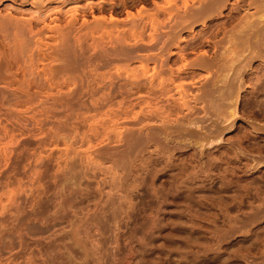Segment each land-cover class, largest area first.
<instances>
[{
    "label": "rangeland",
    "instance_id": "374dc122",
    "mask_svg": "<svg viewBox=\"0 0 264 264\" xmlns=\"http://www.w3.org/2000/svg\"><path fill=\"white\" fill-rule=\"evenodd\" d=\"M37 1L0 0V264H264V0Z\"/></svg>",
    "mask_w": 264,
    "mask_h": 264
},
{
    "label": "bare ground",
    "instance_id": "6f19581e",
    "mask_svg": "<svg viewBox=\"0 0 264 264\" xmlns=\"http://www.w3.org/2000/svg\"><path fill=\"white\" fill-rule=\"evenodd\" d=\"M35 1H36V0H35ZM44 1H45V0H38V1L35 3L36 7L41 11L40 14L38 13V16L35 17V18H36V19H39V20L43 19V21H45V19H46L45 17H48V16H46V15L48 14V12L51 11V9H53L51 6H50L51 9H50V7L48 8V6H47L46 3H48V2H49V3H52V2H54V1H56V0H46V3H45ZM58 1H59V0H58ZM127 1H128V0H127ZM210 1L213 2V6H214V3L216 2V0H210ZM218 1H219V0H218ZM222 1H223V0H222ZM222 1L220 0V2H222ZM33 2H34V1H33ZM110 2H111V1H110ZM207 2H208V1H207ZM220 2H219V3H220ZM245 2H246V1H245ZM44 3H45L46 5H45ZM108 3H109V2H108ZM123 3H124V2H123ZM187 3H188V2H187ZM210 3H211V2H210ZM210 3H208V5H209ZM217 3H218V2H216V4H217ZM219 3H218V4H219ZM260 3H261V1H260ZM106 4H107V3H106V0H105V3H100V4H98V5L94 4V3H93V0H92V2L90 1V3H86L85 5H83V7H81V10H82V8H83V10H87V9H89V8H90V10H93L94 7H95V8L98 7V8H100V9L103 10L104 8H106V7H105ZM110 4L112 5V6L110 5V7H112L113 10H115L114 6L116 5V3L112 2V3H110ZM125 4H127V3H125ZM184 4H185V3H184ZM203 4H204V3H202L201 5H202V6L207 5L206 3H205V5H203ZM218 4H217V5H218ZM222 4H224V2H223ZM238 4H239V3H238ZM263 4H264V3H263ZM107 5H108V4H107ZM208 5H207V6H208ZM224 5H225V4H224ZM224 5H223V6H224ZM211 6H212V4H211ZM58 7H60V8H58ZM58 7H57L58 9H56V10H58V12L60 13V11H62V10H61V6L58 5ZM74 7H75V6H74ZM84 7H85V8L88 7V8L84 9ZM122 7H123V6H122ZM79 8H80V7H79ZM205 8H206V6H205ZM205 8L203 7V9H205ZM195 9H197V8H195ZM195 9H193L194 12H195V11H201V10H202V9H201V10H195ZM218 9H219V8H218ZM54 10H55V8H54ZM70 10H71V9H70ZM81 10H80V12H81ZM83 10H82V12H83ZM159 10H160V9H159ZM163 10H164V9H163ZM188 10H189V9H188ZM206 10H207V8L205 9V11H206ZM67 11H68V10H67ZM161 11H162V10H161ZM185 11H186V10H185ZM189 11H190V10H189ZM203 11H204V10H203ZM203 11H202V12H203ZM65 12H66V11H65ZM71 12H72V14H71V19L67 21L66 26L64 25L65 27H63V26H62V27H58V25H57V26L55 25L56 27H55V26H52V25L50 26V25L47 24V23H46V25H49V27H48V26H45V27H48V29L51 28V30H52V29H55L57 33H58V32L60 33V35H61L62 37L60 36L59 38H55V39L61 40L60 42H61V45H62V46H65V44L67 45V42L69 41V38H71V36H73L72 34L75 33L74 31H75V28H76L75 26H76V24H77L78 8H77V9L74 8V10L71 11ZM80 12H79V13H80ZM84 12H86V11H84ZM84 12H83V13H84ZM194 12H193V13H194ZM207 12H208V11H206V13H207ZM215 12H216V11H215ZM49 13H50V12H49ZM130 13H131V12H130ZM163 13H164V12H163ZM185 13H186V12H185ZM195 13H198V12H195ZM195 13H194V14H195ZM60 14H61V13H60ZM188 14H189V13H188ZM202 14H203V13H202ZM204 14H205V12H204ZM129 15H130V14H129ZM185 15H186V14H185ZM195 15H197V14H195ZM195 15H192V17L195 16ZM198 15H199V14H198ZM111 16H112V15H111ZM131 16H132V15H131ZM112 17H113V16H112ZM134 17H135V16H134ZM180 17H181V16H180ZM187 17H191V16H190V15H189V16L187 15ZM201 17H202V16H201ZM55 18L57 19V17H55ZM58 18H59V17H58ZM108 18H109V17H108ZM130 18H131V17H130ZM132 18H133V16H132ZM142 18H143V17H142ZM231 18H232V17H231ZM36 19H35V20H36ZM99 19H100V18H99ZM101 19L103 20L104 18H101ZM101 19H100L99 22L102 21ZM181 19L183 20V17H182ZM232 19H233V18H232ZM32 20H33V19H32ZM104 20H105V19H104ZM109 20H110V18H109ZM147 20H148V19H147ZM189 20H190V18H189ZM28 21H29V20H28ZM143 21H144V20H143ZM148 21H149V20H148ZM152 21H153V20H152ZM152 21H151V22H152ZM7 22H8V21H7ZM7 22H6V23H7ZM30 22H31V21H30ZM33 22H34V21H32L31 23H33ZM139 22H140V21H139ZM155 22H156V21H155ZM155 22L153 21V22H152L153 24H151V25H153V27L155 26L154 29H157L156 26L158 27V25H157V24L154 25ZM12 23H13V22H12ZM23 23H24V22H23ZM27 23H29V22H27ZM31 23H29V27H33V26L31 25ZM35 23H36V21H35ZM35 23L33 24L34 26H35ZM93 23H95V22H93ZM103 23H104V22H103ZM103 23H100V25L92 24V25H94V26H90V27H89V25H88V26L86 27V29H85V32H86V33L83 32L84 34L82 33V30H83V29H82V30L79 29V30L81 31V34H82L83 36L79 33L80 31L78 30L79 32H76V33H79L80 35L78 34L79 37H78V40H77V41H81L82 43H83V41H86V43H87V40H88L87 38H89V37H93L94 40H95V39H97V37H96L95 35L98 34V36H99V34H100V37H101V33H103V34L108 33L109 36H112L113 33L116 32V30L113 31V30H114L113 28H115V27L118 26L117 21L114 19V17L112 18V23L110 22V23H111V27H113L112 29H111L110 25H109V27H110V28H109L107 25L105 26ZM131 23H132V22H131ZM134 23H135V22H134ZM134 23H132V24H134ZM137 23H138V22H137ZM143 23H144V22H143ZM156 23H157V22H156ZM184 23H185V22H184ZM184 23H183V22H180V23H178V24L176 23L175 26H176V27H178V26H182V27H183ZM2 24H3V23H2ZM2 24H1L0 27H2V29H3V27L5 28V26H4V25L2 26ZM25 24H26V22H25ZM36 24H37V23H36ZM102 24H103V25H102ZM119 24H120V23H119ZM189 24H190V23H189ZM5 25H6V24H5ZM7 25H9V24H7ZM20 25H21V24H20ZM26 25H27V24H26ZM30 25H31V26H30ZM147 25H148V24H147ZM159 25H160V23H159ZM162 25H163V24H162ZM13 26L17 27V26L15 25V23H14ZM21 26H22V25H21ZM160 26H161V25H160ZM186 26H187V25H186ZM15 27H14V28H15ZM23 27H24V26H23ZM23 27H22V28H23ZM25 27H26V26H25ZM37 27H38V26H37ZM124 27H125V26H124ZM166 27H167V26H166ZM182 27H181V28H182ZM231 27H232V26H231ZM18 28H19V27H17V30H18ZM20 28H21V27H20ZM22 28H21V30H22ZM33 28H34V27H33ZM33 28H30V29H33ZM159 28H160V27H159ZM171 28H173V27L171 26ZM171 28L169 29L170 31H171ZM26 29H27V28H26ZM76 29H77V28H76ZM131 29H132V30H130V32L133 33V35H134V37H135L134 39L136 40L137 36H138V37L140 36V35H138V34H140V33L142 32L143 29L145 30V24L142 25V23H138L137 25L132 26ZM161 29H163V28L161 27ZM184 29H185V26H184ZM227 29H229V28H227ZM0 30H1V29H0ZM17 30H16L15 33L19 32V30H18V31H17ZM21 30H20V31H21ZM23 30H24V29H23ZM39 30H40V29H39ZM124 30H125V29H124ZM124 30H123V32H124ZM242 30H243V29H242ZM242 30H241V31H242ZM31 31H32V30H31ZM33 31L35 32L36 29L33 30ZM37 31H38V30H37ZM41 31H43V30H41ZM53 31H54V30H53ZM76 31H77V30H76ZM126 31H128V30H126ZM173 31H174V29H173ZM175 31H176V29H175ZM224 31H225V30H224ZM228 31H229V30H228ZM0 32H1V31H0ZM22 32H23V31H22ZM22 32H20L19 34L17 33V34H18L19 36H21L20 34H23V35H24V33H22ZM38 32H40V31H38ZM166 32H167V31H166ZM166 32H165V33H166ZM176 32H177V31H176ZM31 33H32V32H31ZM57 33H56V34H57ZM119 33H120V32H119ZM119 33H118V34H119ZM167 33H168V32H167ZM167 33H166V34H167ZM243 33H245V32H243ZM257 33H258V32H257ZM38 34H43V33H38ZM116 34H117V33H116ZM118 34H117L116 37H118L119 35H122V34H123V36H124V38H125V40H126V39H127V38H126V35H130L131 33H130V34H127V32H125V33H122V34L120 33L119 35H118ZM168 34H170V36L172 37V35H173L174 33L172 34V33L169 32ZM175 34H176V33H175ZM207 34H208V33H207ZM239 34H240V33H239ZM259 34H260V33H259ZM262 34H263V33H262ZM13 35H14V34H13ZM78 35H77V36H78ZM91 35H92V36H91ZM133 35H132V36H133ZM159 35H160V34H159ZM164 35H165V34H163V36H164ZM176 35H177V34H176ZM202 35H203V33H202ZM24 36H25V35H24ZM26 36H27V35H26ZM34 36H36V34H35ZM50 36H51V35H50ZM74 36L77 37L76 35H74ZM80 36H81V37H80ZM88 36H89V37H88ZM94 36H95V37H94ZM130 36H131V35H130ZM142 36H143V35L141 34L140 37H142ZM155 36H157V35H155ZM155 36H154V37H155ZM168 36H169V35H168ZM170 36H169V37H170ZM173 36H175V35H173ZM223 36H224V35H223ZM241 36H242V35H241ZM244 36H245V35H244ZM31 37H32V39H33V36H31ZM48 37H49V36H48ZM51 37H52V36H51ZM100 37H99V38H100ZM114 37H115V36H114ZM116 37H115V38H116ZM119 37H120V36H119ZM140 37H139V38H140ZM111 38H112V37H111ZM159 38H160V37H159ZM163 38H164V37H163ZM163 38H162V42H165L166 40H165V39L163 40ZM177 38H178V36H177ZM179 38H180V37H179ZM219 38H220V37H219ZM231 38H232V37H231ZM12 39H14V38H12ZM21 39H22V38H21ZM39 39H40V38H39ZM71 39H72V38H71ZM73 39H74V38H73ZM80 39H81V40H80ZM86 39H87V40H86ZM137 39H138V38H137ZM143 39H144V38H143ZM156 39H157V38H156ZM166 39L169 40L167 43H169L171 40H173L172 38H168V37H167ZM210 39H211V38H210ZM22 40H23V39H22ZM26 40H27V39H26ZM37 40H38V39H37ZM97 40H98V39H97ZM101 40H102V39H101ZM101 40H98V41H101ZM113 40H114V39H112V41H113ZM117 40H118V41H124L123 39H120V38H118ZM117 40H114V41H117ZM140 40H142V39L140 38L139 40H136V41L138 42V41H140ZM179 40H180V39H179ZM229 40H231V39H229ZM14 41H15V40H14ZM18 41H19V40H18ZM18 41H17V42H18ZM62 41H63V43H62ZM118 41H117V42H118ZM136 41H134V42H136ZM142 41H143V40H142ZM147 41H148V40H147ZM157 41L159 42L160 40L157 39ZM157 41H156V42H157ZM174 41H175V40H174ZM218 41H219V40H218ZM231 41H232V40H231ZM15 42H16V41H15ZM64 42H65V43H64ZM69 42H70V41H69ZM81 42H80V43H77V44H78V45L80 44L81 47H82L83 44H82ZM137 42H136V43H137ZM149 42H150V41H149ZM149 42H148V43H149ZM156 42L154 43L155 45H156ZM160 42H161V41H160ZM162 42H161V43H162ZM263 42H264V41H263ZM20 43H21V42H20ZM29 43H31V42H29ZM41 43H42V42H41ZM72 43H73V42H72ZM72 43H71V44H72ZM113 43H114V42H113ZM128 43H129V42H128ZM200 43H202V42H200ZM209 43H210V42H209ZM16 44H18V43H16ZM21 44H23V43H21ZM71 44H70V45H71ZM73 44H74V43H73ZM100 44H102V43H100ZM119 44H120V43H119ZM134 44H135V43H134ZM145 44H146V43H145ZM193 44H194V43H193ZM202 44H203V43H202ZM204 44H205V43H204ZM213 44L215 45V43H213ZM218 44H219V43H218ZM23 45H25V44H23ZM29 45H30V44H29ZM74 45H75V44H74ZM80 45H79V46H80ZM85 45H86V44H85V42H84V46H85ZM155 45H147V44H146V45H144V44H143V45H140V44H139V45L135 48V50H137V51H139V50H141V51L149 50V51H150V50H152V49H155ZM171 45H172V44H171ZM196 45H197V44H196ZM25 46H26V45H25ZM121 46H122V45H121ZM156 46H157V45H156ZM164 46H166V45L164 44ZM177 46H178V45H177ZM219 46H220V44H219ZM26 47H27V46H26ZM39 47H40V46H39ZM94 47H95V46H94ZM119 47H120V46H119ZM119 47H118V48H119ZM160 47H162V46H160ZM179 47H180V46H179ZM187 47H188V46H187ZM191 47H192V44H191ZM196 47H197V46H196ZM214 47H215V46H214ZM216 47H217V46H216ZM79 48H80V47H79ZM83 48H84V47H83ZM85 48H86V47H85ZM122 48H123V50L125 49V47H122ZM157 48H158V47H157ZM23 49H25V48H23ZM128 49H129V48H128ZM177 49H178V48H177ZM25 50H26V49H25ZM112 50H113V49H112ZM117 50H118V49H117ZM163 50H165V49H163ZM167 50H168V49H167ZM183 50H184V49H183ZM183 50H182V51H183ZM185 50H186V49H185ZM58 51H59V50H58ZM124 51H125V50H124ZM24 52H25V51H24ZM60 52H61V51H60ZM160 52H161V51H160ZM163 52H164V51H163ZM179 52H181V51L179 50ZM179 52H178V53H179ZM263 52H264V51H263ZM61 53H62V52H61ZM63 53H64V52H63ZM131 53H132V52H131ZM182 53H184V52H182ZM258 53H259V52H258ZM115 54H116V53H115ZM160 54H161V53H160ZM57 55L60 56L59 54H57ZM101 55H102V54H101ZM103 55H104V54H103ZM106 55H107V53H106ZM180 55H181V54H180ZM183 55H184V54H183ZM256 55H258V54H256ZM162 56H163V54H162ZM201 56H202V55H201ZM261 57H262V56H261ZM103 58H104V57H103ZM145 58H146V57H145ZM148 58H149V57H147L146 59L148 60ZM176 58H177V57H176ZM263 58H264V57H263ZM109 59H110V57H109ZM132 59H133V58H132ZM110 60H111V59H110ZM141 60H143V59H141ZM147 60H146V61H147ZM171 60H172V58H171ZM201 60H202V59H201ZM143 61H144V60H143ZM146 61H145V62H146ZM148 61H149V60H148ZM199 61H200V60H199ZM203 61H204V58H203ZM203 61H201V62H203ZM167 62H168V61H167ZM173 62H174V61H173ZM197 62H198V61H197ZM193 63H194V62H193ZM203 63H205V61H204ZM203 63H201V65H202ZM212 63H213V62H212ZM161 64H162V63H161ZM163 64H165V62H163ZM197 64H198V63H197ZM197 64H195V65L197 66ZM166 65H167V63H166ZM168 65H169V64H168ZM195 65H194V66H195ZM161 66H163V65H161ZM198 66H200V64H199ZM202 66H203V65H202ZM204 66H205V65H204ZM203 68H204V67H203ZM143 69H144V68H143ZM172 71H173V70H172ZM180 71H181V70H180ZM143 72H145V73L147 74V71H146V70L143 71ZM149 72H150V71H149ZM182 72H183V71H182ZM141 73H142V72H141ZM145 73H144V74H145ZM142 74H143V73H142ZM144 74H143V75H144ZM146 74H145V78H146ZM170 74H173V73L170 72ZM132 75H133V74H132ZM132 75H131V76H132ZM137 75H138V74H137ZM148 75H149V74H148ZM173 75H175V74H173ZM173 75H172V76H173ZM176 75H177V74H176ZM176 75H175V76H176ZM179 75H180V74H179ZM134 76H136V75H133V78H135L134 80H135V85H136V81H137L138 77H140V74H139L138 76H136V77H134ZM143 77H144V76H143ZM169 77H170V76H169ZM169 77H168V79H170ZM183 77H184V76H183ZM106 78H107V77H106ZM130 79H132V78H130ZM160 79H162V77H161ZM166 79H167V78H166ZM177 79H178V78H177ZM134 80H133V81H134ZM138 80H139V81H140V80L142 81V77H141V79H138ZM133 81H132V82H133ZM141 81H140V82H141ZM148 81H149V79H148ZM155 81H156V80H155ZM159 81H160V80H159ZM152 82H154V81H152ZM152 82H151V83H152ZM142 83H143V81L141 82V84H142ZM149 83H150V82H149ZM154 83H155V84H154ZM154 83H153V84L156 85L157 82H154ZM160 83H161V86H163V85L165 84V82H163V81H161ZM160 83H158L159 86H160ZM112 84H113V83H112ZM130 84H131V83H130ZM132 84H133V83H132ZM132 84H131V85H132ZM143 84H144V83H143ZM145 84H146V83H145ZM158 84H157V86L155 87V88H156V89H155L156 91H157V87L159 88ZM167 84H168V82H167ZM137 85H139V83H138ZM137 85L135 86L136 89H137ZM143 86H144V85H143ZM143 86L141 85L140 87L143 88ZM147 86H149V84H148ZM111 87H112V86H111ZM145 87H146V86H145ZM151 87L154 88L152 84H151ZM165 87H166V86H163V88H165ZM168 87H169V86H168ZM180 87H182V86H180ZM129 88H130V87H129ZM138 88H139V87H138ZM146 88H148V90H149L150 86H149V87H146ZM152 88H150V90H149L150 92L153 91V90H151ZM163 88H162V89H163ZM230 88H231V87H230ZM124 89H125V88H124ZM131 89H132V88H131ZM140 89H141V88H140ZM165 89H166V88H165ZM167 89H168V88H167ZM169 89H170V88H169ZM111 90H114V88L111 89ZM138 90H139V89H138ZM144 90H145V89H144ZM144 90H143V91H144ZM155 90H154V92L152 93V95L157 93ZM149 91H148V92H149ZM159 91H161V89H160ZM163 91H166V90H163ZM227 91H228V90H227ZM146 93H147V90H146ZM159 93H160V92H159ZM161 93H162V91H161ZM164 93H166V92H164ZM164 93H163V94H164ZM225 93H227V92H225ZM229 93H230V92H229ZM143 94H144V93H143ZM147 94H148V93H147ZM149 95H150V94H149ZM156 95H157V94H156ZM158 95H159V94H158ZM212 95H213V94H212ZM231 95H232V94H231ZM129 96H130V95H129ZM217 96H218V95H217ZM220 96H221V95H220ZM127 97H128V96H127ZM153 97H154V96H153ZM163 97H164V96H163ZM144 98H145V97H144ZM221 98H222V97H221ZM109 99H110V98H109ZM109 99H108V100H109ZM151 99H152V98H151ZM159 99H160V98H159ZM108 100H106V101H108ZM144 100H145V99H144ZM164 100H165V99H164ZM168 100H169V99H168ZM168 100H167V101H168ZM174 100H175V99H174ZM125 101H126V100H125ZM142 101H143V100H142ZM145 101H148V100H145ZM162 101H163V100H162ZM170 101H171V100H170ZM236 101H237V100H236ZM123 102H124V101H123ZM149 102H151V101H149ZM124 103H125V102H124ZM124 103H123V104H124ZM126 103H127V102H126ZM183 103H184V102H183ZM173 104H174V103H173ZM180 104H181V103H180ZM147 105H148V104H147ZM181 105H182V104H181ZM184 105H185V104H184ZM185 106H187V105H185ZM168 109H169V108H168ZM234 109H235V108H234ZM149 111H150V109H149ZM156 111H157V110H156ZM168 111H169V110H168ZM174 111H175V110H174ZM236 111H237V110H236ZM152 113H153V112H152ZM155 113H156V112H155ZM173 113H174V112H173ZM234 113H235V111H234ZM235 115H236V114H234V116H235ZM146 116H147V115H146ZM167 128H168V127H167Z\"/></svg>",
    "mask_w": 264,
    "mask_h": 264
}]
</instances>
